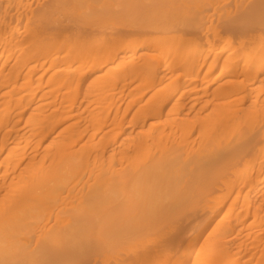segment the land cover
Here are the masks:
<instances>
[{
  "label": "bare ground",
  "instance_id": "bare-ground-1",
  "mask_svg": "<svg viewBox=\"0 0 264 264\" xmlns=\"http://www.w3.org/2000/svg\"><path fill=\"white\" fill-rule=\"evenodd\" d=\"M4 1L0 0V264H63L56 258L70 253H65L70 246V234L78 237L76 249L84 246L85 250L92 249L95 241L106 244L118 240L130 231L131 225L135 233L149 231L165 216L183 212L198 200L202 201L198 204L201 212L208 210L214 214L210 222L215 221L220 226L228 217L227 227L231 231L242 212L236 207L240 198L246 208L245 218L254 211L256 217L264 219V195L254 198L264 192V100L248 97L252 85L248 81L240 83L229 79L213 87L208 79L215 65L208 66L203 75L200 74L202 66L198 65L191 77L177 75L173 87L167 83L169 68L175 65L184 73L185 60L182 46L170 48L165 43L184 38L176 28L194 27L197 20L207 14L201 4L212 0H108L107 3L95 0L100 2L99 7H95L90 16L57 23V29L62 31L72 24L78 35L101 31L104 37L111 39L118 37L122 30L150 28L161 33L154 40L130 42L125 50L134 53L121 59L123 63L134 65L135 76L130 86L134 93L141 94L140 98L131 96L128 104L136 108L131 116L119 112H74L72 108L45 109L35 100L37 92L29 88L33 77L5 76L3 72L9 60L34 47L36 43H29V39L39 37L49 21L39 19L29 29H22L18 24L22 16L30 20L35 10L12 9ZM72 1L79 7L87 3V0ZM25 2L18 0L17 4L24 6ZM194 8L198 11L192 12ZM254 11L264 28V1L251 8L248 15L251 17ZM165 32L169 33L163 35ZM152 44L151 53L142 51L136 58V50ZM208 49L216 53L213 44L210 43ZM223 50L224 47L215 54V59ZM104 58L101 65L118 59V53ZM57 62L60 59L53 58L52 65ZM224 72L215 73L214 79L220 80ZM51 80L58 81L57 78ZM200 80H204L203 83H199ZM22 89L26 91L21 94ZM135 133L137 136L132 137ZM121 134L127 135L122 137ZM257 137L263 143L260 148H254V155L247 160V173L242 178L240 171L234 170L235 178L228 184V191L208 203L210 194L219 187L214 174L234 165L244 151L251 149ZM145 140L154 145L156 152L137 173L122 175L115 170H100L96 174L99 182L83 193V203L75 214L76 224L63 237L68 243L60 248L64 249L62 252L55 246H44L41 259L26 257L27 253L17 247L16 240L26 230L27 222L30 224L33 220L37 208L35 200L58 196L63 190L62 180L76 171V165H86L92 156L115 164L126 159L130 150L140 149ZM193 143H197V149ZM122 147L128 150L118 153ZM107 176L114 178L107 181ZM130 177L135 181L131 189L135 192L129 202L122 205L132 213L126 231L123 226L118 230L120 184ZM208 177L211 179L207 180ZM254 179L258 183L249 186ZM199 182L201 189L197 187ZM223 182L226 183L224 179ZM229 197L234 201L232 207L220 213ZM54 237L48 238L50 242ZM195 241L194 236L187 247H192ZM259 244L264 247V240ZM232 249L231 245L225 250L230 255ZM261 251L264 258V248ZM221 254L211 252L207 258L214 261L220 259ZM175 255L169 253L167 258Z\"/></svg>",
  "mask_w": 264,
  "mask_h": 264
},
{
  "label": "rangeland",
  "instance_id": "rangeland-1",
  "mask_svg": "<svg viewBox=\"0 0 264 264\" xmlns=\"http://www.w3.org/2000/svg\"><path fill=\"white\" fill-rule=\"evenodd\" d=\"M24 1H26L24 6H19L18 0H10V3L8 0L4 1L5 5L12 9L24 7L35 10L36 13L30 20L22 16L18 23L20 28L29 29L43 18L48 19V27L39 34V37L29 39V43H36L34 47L26 50L20 57L9 60L4 68V75L33 77L29 82L32 86L29 88L33 93L37 92L35 100L45 109L63 111L72 108L74 112L111 114L119 112L131 116L136 111V108H131L128 104L131 96L140 98L141 94L134 93L130 86L135 76L132 70L135 68L134 65L123 63L121 59L134 53L125 50L130 42L142 41L146 38L154 40L161 33L154 29L143 28L135 31L122 30L114 39L104 37L101 31L78 35L76 27L72 24L62 31L61 28L57 29V23H68L71 20H80L82 16H90L95 7H99L100 2L87 0V3L79 7L72 0L62 3L56 0ZM107 1L105 0V3ZM262 1L264 0H212L211 3L201 4L206 9V16L200 17L192 28L179 26L176 28L177 32L184 34L185 37L174 38L165 43L170 48L182 46L181 53L185 60L184 73L175 65L169 68L167 83L173 87L177 75L191 77L194 71L197 72L195 68L198 65L202 66L200 72L202 75L206 73L208 66L215 65L216 68L208 79L213 87L229 79L240 83L248 81L252 84L248 97L264 100V28L259 22L258 13L254 11L251 17L248 15L249 10ZM197 11L195 8L192 9V12ZM229 25L231 27H228ZM210 43L216 46V53L224 47L223 52L218 54L216 59V53H211L208 49ZM229 44L232 46L229 47ZM153 49L154 44L136 50V58L142 51L151 53ZM115 52L118 53V59L108 60L101 65L102 60L107 58H104L105 56ZM53 58H59L60 62L52 65ZM63 58L67 60L63 61ZM229 69L232 71L227 72ZM222 71H225L223 77L216 81L215 73ZM52 78H57L58 81H52ZM203 81L200 80L199 83ZM25 91L22 89L20 92L22 94ZM194 96L196 95L193 94ZM126 135L121 134L122 137ZM135 136L136 133L132 137ZM262 143V139L257 137L251 149L244 151L234 165L226 169L221 168L217 175L214 174L213 177L218 178L219 187H215L210 194L208 203H212L216 197L228 191V184L235 178L234 170H239L242 178L244 177L249 169L247 160L254 155V148H260ZM196 144L194 149L198 148ZM125 150L128 148L122 147L118 153ZM155 152L154 145L145 140V144L140 149L135 152L130 150L127 158L118 160V163L98 161L92 156L86 165H76V171L62 180L63 190L58 196L54 198L44 196L34 201L37 208L34 209L33 220L30 224L27 222L26 230L19 234L16 240L17 247L27 253V258L41 259L43 257L41 250L44 246H55L59 253L62 252L64 249L60 248L68 243L63 237L76 224L75 214L83 203V193L89 186L97 185L99 182L96 174L98 175L100 170H115L122 175L124 173L132 175L141 170ZM210 177L206 179L210 180ZM113 178L107 176L106 180ZM201 182L197 187L201 186ZM134 183L132 177L121 181L118 230L123 226L126 231V226L129 225L128 218L132 212L126 210L122 204L129 202V198L135 192L131 190L135 186ZM257 183L258 181L254 179L249 186ZM263 195L264 192H260L254 195V198ZM201 202L198 200L183 212H176L170 217L165 216L164 220L155 224L153 229L142 234L131 230L134 227L131 225L130 231L124 233L118 240L106 244L95 241L90 247L92 249L85 250V246L76 249L78 237L70 234V246L65 251L70 253L65 257L58 256L56 259L63 261L61 262L63 264H229L234 261L236 264H264L261 251L264 247L259 244L261 239L264 240V219L256 217L254 211L245 218L246 208L240 198L236 207L242 212L234 231H231L227 227L228 217L220 226L215 221L210 222L214 214L208 210L201 212L198 207ZM233 203V199L229 197L220 213L232 207ZM55 234L60 236L54 237ZM51 236L54 237L52 242L48 239ZM194 236L195 243L192 247H187ZM231 245L233 249L229 255L225 249ZM211 252L222 253L221 258L209 261L207 255ZM169 253L176 255L169 259L167 258Z\"/></svg>",
  "mask_w": 264,
  "mask_h": 264
}]
</instances>
